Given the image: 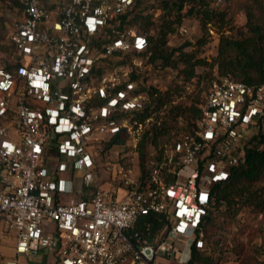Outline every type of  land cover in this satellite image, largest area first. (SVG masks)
Masks as SVG:
<instances>
[{"label": "built area", "instance_id": "2783aa9c", "mask_svg": "<svg viewBox=\"0 0 264 264\" xmlns=\"http://www.w3.org/2000/svg\"><path fill=\"white\" fill-rule=\"evenodd\" d=\"M13 1L0 44V264H32L43 250V264L176 258L170 239L195 237L212 186L243 156L264 113V80L213 81L192 129L144 172L131 158L103 161L113 138L139 144L150 119L137 80L148 40L128 22L135 0ZM148 213L170 221L159 241L130 232Z\"/></svg>", "mask_w": 264, "mask_h": 264}, {"label": "trees", "instance_id": "16d2710c", "mask_svg": "<svg viewBox=\"0 0 264 264\" xmlns=\"http://www.w3.org/2000/svg\"><path fill=\"white\" fill-rule=\"evenodd\" d=\"M220 3L212 5V0H161L162 12L159 16V23L147 19L143 24L140 19L143 15L134 10L140 3L135 0L132 7L133 15L129 19V24L135 26L139 24L142 33L148 40L147 51L150 52V62L159 61L161 66L177 68L184 82L190 81L193 77H229L249 85H258L264 80V0H219ZM235 10H243L245 21L242 25L234 24ZM184 16H191L198 20L204 34H209V29L213 28L218 34V43L215 55L206 59L197 55L196 50L184 51L188 45L201 46L206 42L204 37L199 38L195 43L185 41L179 47L169 48L167 46L168 36L173 34ZM153 28V29H152ZM152 29V33H147ZM201 66L205 73L198 74L195 68ZM215 70L216 75H211ZM157 90H149L148 96L151 98L145 102V115L150 116L149 109L159 110L162 106L168 105L172 94L168 91L156 94ZM206 92V91H205ZM173 108L181 110L180 105ZM187 119L199 117V105H190ZM185 112L178 111L172 116ZM143 115L142 117H144ZM264 113L257 119L255 124L243 138V156L237 164L230 170L228 179L215 183L211 188V209L201 219L195 237L189 245V255L184 264H216V261L223 253L219 247L222 241L218 236L205 243V233L213 234V229L222 230L224 227L217 223L221 216L233 220L241 210H249L254 213L264 214V133L262 123ZM195 121L190 123V130ZM173 129V125L166 124L152 126L147 131L146 136L154 147L158 146V139L168 135ZM145 138V135L143 139ZM139 144L140 168L145 171L143 148L145 142ZM174 140V139H173ZM172 140V141H173ZM119 142L113 138L107 143V147ZM163 147L159 148V151ZM170 225L169 219L162 213H148L140 215L134 221L130 232H137L141 238L150 242L162 239ZM203 246L197 247L195 241L200 238ZM226 237V235H223ZM262 253V248H261ZM261 254L257 264H261Z\"/></svg>", "mask_w": 264, "mask_h": 264}, {"label": "rangeland", "instance_id": "374dc122", "mask_svg": "<svg viewBox=\"0 0 264 264\" xmlns=\"http://www.w3.org/2000/svg\"><path fill=\"white\" fill-rule=\"evenodd\" d=\"M218 3H220L219 0H212V5H217ZM17 5V2L13 0H0V44L4 42L10 30ZM220 7H223V4L220 3ZM134 11L143 15L139 24H143L147 19L151 20L153 24L159 23V16L162 12L161 0H140V3ZM132 15L133 12H131L130 17ZM233 21L236 26H240L244 23L245 16L243 10H235ZM139 24L134 26L137 30H140ZM152 29H149L147 33H152ZM208 32V35L203 33L196 18L184 16L175 32L168 36L167 46L169 48L179 47L183 45L185 41L195 43L199 38L204 37L206 42L203 45H188L185 46L183 50H196L198 56L210 60L216 53L218 34L213 28H210ZM149 55L150 52L147 53V56L145 55L143 57V65L138 73L137 80L140 81V85L143 86L148 93L149 90L153 88L157 90L156 94H162L166 91L170 92L172 94V100L168 105L162 106L159 110L151 111L152 108L149 109L150 119L148 123L143 126V133L141 132V141L145 135L143 139L145 142L143 148L144 164L158 154L160 147H163L179 135L190 130V123L195 120L187 119L190 112L188 107L190 105H200L203 101L205 91H207L213 81L221 78L217 76L214 77L213 80H210L204 75V68L198 66L195 68L196 73L203 74L204 77H201L199 80L198 76H195L190 81L184 82L182 76L178 73L180 65L177 68L169 66L163 67L159 61L150 62ZM211 75H216L215 70H213ZM147 101H149L150 104L151 98L149 96ZM174 105H180L181 110L173 108ZM183 110H185V112L182 114L175 117L172 116L174 113ZM162 121H166V124L173 125V129L168 135L160 137L158 139V146L154 147L147 138L149 135L146 136V133L152 126L162 125ZM262 132L264 133V120L262 123ZM123 142V144L108 147L106 146L107 144L104 145L100 155L103 161H126L131 158L137 169L141 170L140 142L139 144L137 143L135 147L130 145V140L127 138ZM217 223H223L224 234L222 230L218 229H213V234L211 235L209 232L205 233V243L207 241V243H209V241L218 236L222 239L219 243V247L223 249V253L216 261V264H257L261 254V248L264 245V214L254 213L249 210H241L233 220L221 216L217 219ZM223 235H226V237ZM170 240L174 243L177 255L176 258L170 261H164L163 264H184L189 255V245L192 241V237L175 236ZM45 254L46 252L44 250L40 251L39 254L34 257L35 262L32 264H43L38 261L41 257L43 258ZM178 257L181 259L180 262L178 261Z\"/></svg>", "mask_w": 264, "mask_h": 264}]
</instances>
